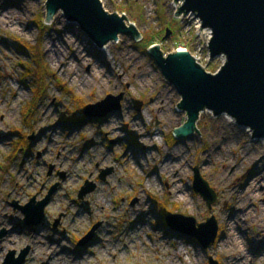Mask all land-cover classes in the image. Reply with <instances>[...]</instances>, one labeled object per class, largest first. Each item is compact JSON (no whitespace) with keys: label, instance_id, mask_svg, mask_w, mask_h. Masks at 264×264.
Segmentation results:
<instances>
[{"label":"rangeland","instance_id":"obj_1","mask_svg":"<svg viewBox=\"0 0 264 264\" xmlns=\"http://www.w3.org/2000/svg\"><path fill=\"white\" fill-rule=\"evenodd\" d=\"M47 1L0 0V264L27 248L25 264H53L50 249L63 264H264V141L210 110L201 113L194 133L178 138L175 130L188 122L182 96L138 45L153 36L152 47L166 56L185 48L216 74L227 57H210L198 18L178 16L175 0H103L107 12L125 15L141 35L120 36L103 51L62 12L46 22ZM38 16L50 30L35 54L55 77L47 79L48 96L37 101L33 119L25 114L37 85L19 64L34 57L18 52L17 40L39 44ZM70 42L83 61L71 58ZM121 94V110L105 121L66 119L70 112L84 115L82 105ZM23 136L29 144L19 151ZM196 168L217 194L211 209L193 190ZM107 170L112 173L103 181ZM87 183L96 189L81 199ZM54 187L43 225L26 228L15 204L43 201ZM151 197L197 224L215 218L216 243L204 250L166 227ZM98 225L94 238L80 245Z\"/></svg>","mask_w":264,"mask_h":264},{"label":"water","instance_id":"obj_2","mask_svg":"<svg viewBox=\"0 0 264 264\" xmlns=\"http://www.w3.org/2000/svg\"><path fill=\"white\" fill-rule=\"evenodd\" d=\"M183 1L178 16L192 13L200 18L203 27L213 32L209 45L212 59L225 55L227 62L222 70L212 74L189 51H177L166 56L160 47L148 50L164 78L182 96L179 106L187 113L188 122L176 129L175 134L178 138H185L194 133L201 113L210 110L216 116L229 115L240 127L250 129L254 140H264V0H175L176 3ZM47 11L46 22L50 23L54 15L62 12L99 49L117 42L120 36H131L135 40L141 38L134 24L128 26L125 15L107 12L101 0H48ZM171 35L172 32L168 31L165 39ZM123 98V94L109 95L96 104L88 105L84 109L83 123L107 120L121 110ZM137 104L140 112L142 104ZM194 172L193 190L211 209L217 201V194L198 168ZM111 173L112 170L103 171L100 179L104 181ZM56 189H51L43 201L33 198L25 206L15 204L25 216L26 228L43 225L45 210ZM95 189L94 184L87 183L80 198ZM166 220L185 240L196 241L204 250L218 239L215 218L197 224L195 218L176 213ZM98 228L99 225L88 233L80 245L85 246L91 241ZM29 253L30 248L18 256L17 252L11 251L4 264H25ZM210 264L219 263L211 259Z\"/></svg>","mask_w":264,"mask_h":264},{"label":"trees","instance_id":"obj_3","mask_svg":"<svg viewBox=\"0 0 264 264\" xmlns=\"http://www.w3.org/2000/svg\"><path fill=\"white\" fill-rule=\"evenodd\" d=\"M35 22L38 25L39 30L42 31L39 44H36L34 46L30 43H26V42L23 43L20 40L19 41L17 40V43H18V50L17 51L22 53V54H27L30 57H34V58H31V62H29V63H20L19 64L20 66H23L26 70V74H25L26 78L25 79H31L33 77L34 81L36 82V85H37L36 99L27 108V113L25 114L29 118H33L35 116L34 114L36 113V110L38 109L37 101L48 96L47 95L48 87L46 85L47 79L55 77V75L49 70L48 66L44 63V59L41 56V54L40 53L38 55L35 54L36 53L35 51H37V49H38L37 45L41 46L42 37L44 36L43 32L50 30V28H49V26L46 25V23L43 19V16H38L36 18ZM155 41L156 40L153 38V36L144 37V39L140 43H138V45L140 48H143L144 50L148 51V49L154 45ZM32 85H34L33 82H32ZM82 106H83V108H85V105H82ZM83 111H84V109H83ZM83 111H82V113H84ZM82 113H80V114H82ZM69 114H70L69 118L65 117L67 120H72V121L77 120L79 122V124L80 123L82 124L85 120L84 115H82L81 117H79L77 119V116L73 115V113L70 112ZM23 139H24L23 141L16 142L17 145L19 146V151H21V149H23V148H21L22 144H29V142L27 141V139L24 136H23ZM172 140H174V142L177 141L174 138V136H172ZM152 200H153L154 204L158 207L159 212L163 217V224L167 227L169 225L167 220H166L167 217L169 215L176 214L177 211L176 210L174 212L169 211V208H168L169 204L165 200H162L160 198H155V197L152 198ZM176 208H178V207H176Z\"/></svg>","mask_w":264,"mask_h":264},{"label":"bare ground","instance_id":"obj_4","mask_svg":"<svg viewBox=\"0 0 264 264\" xmlns=\"http://www.w3.org/2000/svg\"><path fill=\"white\" fill-rule=\"evenodd\" d=\"M101 2H104L103 0H101ZM104 5V4H103ZM183 30V29H182ZM203 30L204 31H202V29H201V36L202 37H208V38H210V32H209V30L207 29H204L203 28ZM208 40V39H207ZM109 45V44H108ZM71 46H72V44H71V42H70V44H69V47H70V50H71V52H72V59H74V58H76V60L78 61V62H81V61H83V57L80 55V51H77L76 49L74 50V49H71ZM74 47H76V46H74ZM107 47V48H106ZM109 47L108 46H105L102 50L103 51H105L106 49H108ZM181 50H186L185 48H181ZM56 55V54H55ZM65 67H70L69 65H67V63L65 64ZM216 116V115H215ZM223 116V115H222ZM218 117V116H217ZM236 122V121H235ZM248 129V128H247ZM222 133V131H218L217 132V134L219 135V134H221ZM264 141V140H263ZM251 148H249V149H247L245 152H244V154L247 156L248 155V152L249 153H251ZM165 169L166 170H168V169H171V167H170V165L169 164H166L165 166ZM172 169H174V168H172ZM178 178H179V176H175L174 178H173V184H174V188L175 189H178L179 187H178V184H177V180H178ZM175 183H176V185H175ZM236 220V219H235ZM234 220V221H235ZM38 237L39 236H34L33 237V241H35V242H37V240H38ZM235 243H237V244H241V245H243L241 242H239V240L238 239H236L235 240ZM51 251V254H52V256H53V258H52V262H53V264H63V257H61V254H58V253H56V251L55 252H53L51 249L50 250H48V252H50Z\"/></svg>","mask_w":264,"mask_h":264},{"label":"built area","instance_id":"obj_5","mask_svg":"<svg viewBox=\"0 0 264 264\" xmlns=\"http://www.w3.org/2000/svg\"><path fill=\"white\" fill-rule=\"evenodd\" d=\"M183 3V2H182ZM177 4V5H176ZM180 4H181V2L180 3H174V6L176 7V9H178L179 10V8H180ZM182 17L181 18H183V17H195V18H198L196 15H194V14H190V16H189V14L188 15H185V14H183V15H181ZM187 22H189V21H187ZM198 23H199V25L201 26V28L203 29V24H202V21H201V19L200 18H198ZM193 25V23L191 24V26ZM206 29V28H205ZM207 30V29H206ZM208 30H209V28H208ZM209 32H210V38L207 40V45H206V47H207V49L209 50V45H210V42H211V40H212V38H213V32H212V30L210 29L209 30ZM179 51H188V50H179ZM193 55V54H192ZM209 55H210V57H211V53H210V50H209ZM194 56V55H193ZM225 55H221V56H219V58H225L224 57ZM195 58H196V60H197V62L199 63V64H201L202 66H203V64L201 63V59H200V57H196V56H194ZM218 58V57H217ZM204 67V66H203ZM223 67V66H222ZM222 67H221V69H222ZM205 68V67H204ZM220 69V70H221ZM219 70V71H220Z\"/></svg>","mask_w":264,"mask_h":264}]
</instances>
